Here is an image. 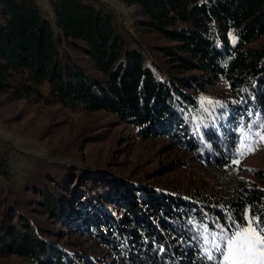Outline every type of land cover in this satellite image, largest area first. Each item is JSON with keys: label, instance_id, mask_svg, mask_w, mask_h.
Listing matches in <instances>:
<instances>
[{"label": "trees", "instance_id": "obj_1", "mask_svg": "<svg viewBox=\"0 0 264 264\" xmlns=\"http://www.w3.org/2000/svg\"><path fill=\"white\" fill-rule=\"evenodd\" d=\"M123 1L137 7L139 36L90 0H48L53 21L37 0H0V93L104 111L143 138L166 135L204 165H228L234 130L264 119V44L253 45L264 36V0ZM219 84L226 91L210 89ZM10 151L0 140V257L205 264L203 224L240 223L247 207L264 222V189L242 184L219 198L45 162L7 184ZM62 227L96 237L105 260L61 243Z\"/></svg>", "mask_w": 264, "mask_h": 264}, {"label": "rangeland", "instance_id": "obj_2", "mask_svg": "<svg viewBox=\"0 0 264 264\" xmlns=\"http://www.w3.org/2000/svg\"><path fill=\"white\" fill-rule=\"evenodd\" d=\"M90 1L96 6L112 10L127 30L139 36L135 25V5L123 0ZM37 4L42 16L53 21L48 0H37ZM54 32L56 36L61 35L55 25ZM262 44L264 36L253 43ZM210 89L217 93L226 91L221 84ZM208 98L207 95L202 96L201 101H207ZM234 132L236 144L229 164L214 169L197 161L193 151L175 146L166 135L143 138L136 129L120 123L107 112L70 109L56 103H33L15 98L10 92L0 93V140L11 147L6 160L7 184L22 183L36 165L45 162L90 169L137 187L157 184L156 187L160 189L175 187L185 191L200 190L219 198L235 194L241 184L264 189V141L255 135L257 132L264 135V119L259 118L256 124L252 121H248L246 126L239 124ZM242 132H248L251 139L258 143L254 145L253 151H245L240 157ZM237 159L239 163L235 162ZM0 181H3V177H0ZM113 210L122 212L114 207ZM247 214L248 207L239 224L246 223ZM230 223L229 220L213 221L203 224L201 231L206 225L210 232H219L220 226L227 229ZM62 230L59 237L61 243L105 260L107 250L92 234L75 227H62ZM198 242L205 264H217L219 254L210 248L208 250L216 259H207V246L201 234ZM0 264L32 263L25 258L9 255L0 257Z\"/></svg>", "mask_w": 264, "mask_h": 264}, {"label": "snow or ice", "instance_id": "obj_3", "mask_svg": "<svg viewBox=\"0 0 264 264\" xmlns=\"http://www.w3.org/2000/svg\"><path fill=\"white\" fill-rule=\"evenodd\" d=\"M260 141H264V135L255 133ZM243 139L240 144V157L245 151L254 150V145L258 141L251 139L248 132H242ZM239 163V159L235 161ZM226 229L220 226L219 232L209 231L205 225L202 228L201 236L204 242L207 259H216L209 248L219 254L217 264H264V222L261 218L249 213L246 216V223L239 224L232 217Z\"/></svg>", "mask_w": 264, "mask_h": 264}]
</instances>
